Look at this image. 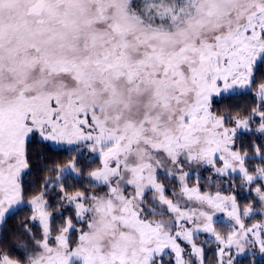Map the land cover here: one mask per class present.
<instances>
[{
	"label": "snow or ice",
	"instance_id": "6c2138e0",
	"mask_svg": "<svg viewBox=\"0 0 264 264\" xmlns=\"http://www.w3.org/2000/svg\"><path fill=\"white\" fill-rule=\"evenodd\" d=\"M257 256L264 0H0V264Z\"/></svg>",
	"mask_w": 264,
	"mask_h": 264
},
{
	"label": "trees",
	"instance_id": "16d2710c",
	"mask_svg": "<svg viewBox=\"0 0 264 264\" xmlns=\"http://www.w3.org/2000/svg\"><path fill=\"white\" fill-rule=\"evenodd\" d=\"M56 151H57L56 148L52 149V153L49 154L51 156V159H61V158L66 157V155H67L66 153H63L61 156H57V155H55ZM33 160H34V162L37 163V168L34 169V172H36L37 174L35 176H33V181H36V180L40 179V176H42L43 173L39 170V159L37 158L36 155H33ZM18 220H19V216H13L9 220L7 227L8 228H14L16 226ZM256 260H257V264H264V258H261L260 256H257ZM243 264H247V262L245 261V262H243Z\"/></svg>",
	"mask_w": 264,
	"mask_h": 264
},
{
	"label": "rangeland",
	"instance_id": "374dc122",
	"mask_svg": "<svg viewBox=\"0 0 264 264\" xmlns=\"http://www.w3.org/2000/svg\"><path fill=\"white\" fill-rule=\"evenodd\" d=\"M206 175V174H205Z\"/></svg>",
	"mask_w": 264,
	"mask_h": 264
}]
</instances>
